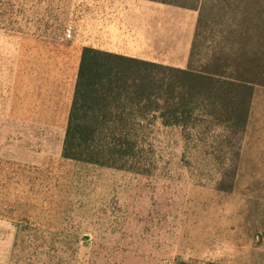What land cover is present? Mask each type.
Listing matches in <instances>:
<instances>
[{
	"label": "rangeland",
	"instance_id": "rangeland-1",
	"mask_svg": "<svg viewBox=\"0 0 264 264\" xmlns=\"http://www.w3.org/2000/svg\"><path fill=\"white\" fill-rule=\"evenodd\" d=\"M73 21L74 0H0V28L43 36L47 93L74 80ZM0 58V264H264V89L246 130L155 119L120 169L64 159L59 127L11 118L22 88Z\"/></svg>",
	"mask_w": 264,
	"mask_h": 264
},
{
	"label": "trees",
	"instance_id": "trees-1",
	"mask_svg": "<svg viewBox=\"0 0 264 264\" xmlns=\"http://www.w3.org/2000/svg\"><path fill=\"white\" fill-rule=\"evenodd\" d=\"M154 1L198 11L188 65L84 47L62 158L130 169L135 137L155 119L184 128L208 118L230 133L249 127L256 88L264 89V0Z\"/></svg>",
	"mask_w": 264,
	"mask_h": 264
},
{
	"label": "crops",
	"instance_id": "crops-1",
	"mask_svg": "<svg viewBox=\"0 0 264 264\" xmlns=\"http://www.w3.org/2000/svg\"><path fill=\"white\" fill-rule=\"evenodd\" d=\"M197 18L195 9L154 0H74L71 37L74 80L63 82L62 90L54 84V89L48 93L47 72L41 69V62L45 64L47 59L43 36L30 29L16 32L7 28L5 32L0 28V53L5 51L6 61L10 63L7 81L10 86L16 84L22 88V92H18L17 113L11 118L21 124L59 127L58 137L63 138L58 152H62L84 47L185 68ZM18 55L23 57L20 70L15 68ZM34 84L38 92H33ZM50 97H53L51 102ZM7 109L10 112L11 105Z\"/></svg>",
	"mask_w": 264,
	"mask_h": 264
},
{
	"label": "built area",
	"instance_id": "built-area-1",
	"mask_svg": "<svg viewBox=\"0 0 264 264\" xmlns=\"http://www.w3.org/2000/svg\"><path fill=\"white\" fill-rule=\"evenodd\" d=\"M65 36H66V38H71V37H72V31H71V30H68V31L65 33Z\"/></svg>",
	"mask_w": 264,
	"mask_h": 264
}]
</instances>
